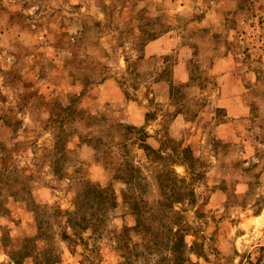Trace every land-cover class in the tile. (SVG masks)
<instances>
[{"label":"rangeland","instance_id":"1","mask_svg":"<svg viewBox=\"0 0 264 264\" xmlns=\"http://www.w3.org/2000/svg\"><path fill=\"white\" fill-rule=\"evenodd\" d=\"M0 264H264V0H0Z\"/></svg>","mask_w":264,"mask_h":264}]
</instances>
